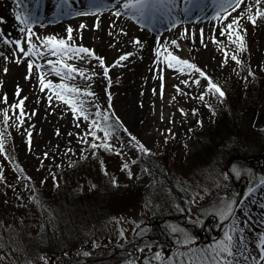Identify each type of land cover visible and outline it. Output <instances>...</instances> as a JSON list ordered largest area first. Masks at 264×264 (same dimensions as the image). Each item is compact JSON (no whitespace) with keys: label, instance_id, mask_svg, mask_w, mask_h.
Masks as SVG:
<instances>
[{"label":"rangeland","instance_id":"1","mask_svg":"<svg viewBox=\"0 0 264 264\" xmlns=\"http://www.w3.org/2000/svg\"><path fill=\"white\" fill-rule=\"evenodd\" d=\"M108 3L110 0H96L91 8L95 15H79V20L87 23L90 35L82 37L79 29H73V40L69 42L73 46L83 45L94 50L95 56L102 57L109 68L108 77H104L103 68L92 56L64 61L83 70L87 79L77 74L75 79L61 81L51 73L50 67L48 70V80L53 83H65L95 94L74 98L84 101L88 120L78 118L79 112L74 113L53 90L42 91L39 80L33 86L25 84V80L29 81L24 65L26 57L15 44L3 42L5 38L16 39L9 25L0 23V32L4 33L0 38V140L4 145L0 151V175L5 172L10 178L15 176L20 184L17 196L4 198L5 210L15 213L17 201L28 203L23 215L18 214L14 219L5 215L2 220L0 264H71L70 259L77 260L78 253L100 255V249L108 247L120 253L118 259L95 264H181L186 261L183 254L189 248H208L223 239L234 225L244 229L249 242H255L264 232V207H261L264 175H257L260 159L254 157L264 149V0L259 3L244 0L236 11L228 8L231 15L227 20L223 19L227 13L222 11L219 17L206 20V16L202 21L200 17L194 21L192 17L186 19L182 11L186 0H178L171 16L156 18L177 26L157 48L143 39L155 34L148 21L131 20L135 27L120 26L113 15L115 9H106ZM67 4L59 5L58 10L70 9ZM205 5H200L201 13L209 9L208 15L216 14L219 0L217 3L206 0ZM249 14L256 17L255 23L249 20ZM234 18L239 19V24H233L229 40L220 32ZM55 20L53 17L48 22H59ZM208 21L211 25L205 26ZM67 29L56 35L52 34L53 30L34 33L32 42L38 51L47 52L43 47L44 38L66 39ZM237 31L244 37L243 51L232 43ZM213 37L217 42H213ZM137 39L140 45L134 43ZM169 52L195 64L221 89L234 90L237 113L234 114L226 96L219 98L207 89V80L198 73L186 68L182 72L168 68L165 61L170 59ZM126 53H131L129 59L113 66ZM232 55H237L241 63H235ZM44 58L61 59L51 54ZM159 77L167 88L159 89ZM196 79L200 80L199 85L194 83ZM17 88L21 90L19 97ZM201 95H204L203 101L198 99ZM5 96L7 103L3 102ZM49 96L52 101L48 102ZM24 97V115L20 116V109L11 106ZM247 101L250 106L245 108ZM221 103L228 114L236 116L239 131L230 121L227 125L218 122L217 107ZM5 111L9 117L7 123ZM104 115H112L118 121L110 129L107 141L114 151L90 147L91 143L104 142V132L92 125L95 120L101 126ZM204 127L219 131L214 141L203 144L194 139L196 132ZM91 131H96L100 139L93 140L88 135ZM137 141L149 150L150 167L140 162L141 157H147L139 150ZM236 155L254 160H231ZM79 157L81 161L73 167L72 175L58 173ZM125 163L128 169L122 170ZM237 169L240 175H236ZM56 182L68 189L67 197L61 193L49 199L51 217L62 240L63 251L57 258L48 252L42 235L43 210L34 200L28 201L37 189L56 186ZM129 187L139 188V193L131 196L128 203L119 202ZM186 197L189 204L184 211L182 204ZM229 204L233 205L234 212L232 218L224 220L218 213ZM182 219L185 222L180 223ZM157 221L169 235L166 243L143 237ZM191 225L202 226L206 236H197ZM188 237L193 243L186 246L183 241ZM248 246L257 255L255 244ZM240 264L245 262L241 260Z\"/></svg>","mask_w":264,"mask_h":264},{"label":"snow or ice","instance_id":"2","mask_svg":"<svg viewBox=\"0 0 264 264\" xmlns=\"http://www.w3.org/2000/svg\"><path fill=\"white\" fill-rule=\"evenodd\" d=\"M17 7H23L24 11H17L14 13L15 20L20 25H29L30 19L33 18V13L29 10H27V5L23 4V0H15ZM37 3H39V0H36ZM194 0H186V3L192 4ZM214 3H217V0H213ZM60 3L67 4V0H60ZM117 3H120V0H117ZM244 3V0H219V7L216 12V17H219L221 12H226L227 15H224L223 19L227 20L228 16L231 15L230 12H228V8H231L232 11H236L240 5ZM257 3H259V0H257ZM59 7V4L57 5ZM178 6V0H125V2L122 4L121 10H116L113 15L116 17H121L122 15L130 13L129 18L133 20L138 21H155L157 16H171V13L174 9H176ZM198 6V5H197ZM189 8L182 9L183 12H188ZM248 12L251 13V8L248 9ZM77 15H95V13L92 12H82V13H76ZM215 18V17H214ZM249 20L252 23H255V16H252L249 14ZM233 24H239V19L234 18L232 22L226 24L224 28L221 30L220 35L227 36L229 40L232 39V29ZM176 24H173V27H175ZM85 25H80L79 28L83 29ZM21 33L25 34V40L23 43L27 44V50L22 46L21 40H10V39H4L3 42L5 44H15L16 47L19 49L21 53L27 58L31 57H37V58H44L47 54H51L53 57H60L61 59L58 60H52V59H46V64L50 67L51 73L60 77L61 81L65 80H71L75 79L76 75L78 74L82 78H88L85 77V74L83 70H78L74 68L72 65L65 63V60H72V59H83L85 56H92L95 59L98 60L100 66L103 68V75L104 77H108V71L109 68L104 65V60L102 57L95 56L94 50H91L89 48L84 47L83 45H75L73 46L71 43L73 40V29L69 27L67 29L68 36L66 39L63 38H56L53 36H49L44 38V44L43 47L47 49V52L44 51H38L37 45L32 42V30L31 27H21L20 29ZM187 30L185 31V35H187ZM4 37V33L0 32V38ZM201 42H203V30H201ZM213 42H217L215 40V37H213ZM134 43L136 45H140V40H135ZM174 45L176 44L175 41L172 42ZM232 43H236L239 46V49L241 51L244 50V37L243 35L239 34V31L236 33V39L232 40ZM178 47V45H177ZM131 53H126L124 55H121L116 63L113 66L120 65L121 61H126L129 59ZM160 53L157 52V56H159ZM168 57L170 59H166L165 63L168 68H171L173 70L177 71H184V69L190 70L191 73H198L200 77H203L207 80V89L209 91H213L214 94H218L219 98H223L225 96V92L221 89L219 85H217L215 82H213L210 78L206 76V74L195 64L190 63L186 59L179 58L178 56L174 55L173 53L169 52ZM225 61L227 62V53H225ZM231 59L237 63L240 64L241 61L238 59L237 55H232ZM17 63L20 61L17 60ZM28 69L31 73L32 69L34 67L41 68L43 65L35 64L32 59L28 60ZM5 72H7V69H4ZM251 75V73H249ZM39 83L41 86V90L43 91L45 88L51 89L54 92V95L58 98L63 100L65 104H69L73 110L74 113L79 112L78 118L82 117L83 120H88V115L86 114V110L84 109V101L79 100L76 101L74 98L76 96H93L94 93L86 90H81L74 86H69L65 83H53L51 80H45V75L43 72L39 73ZM183 83H187L186 81H183ZM195 84L199 85L200 80L196 79L194 81ZM20 89L17 88L16 95L19 97ZM179 91V89H178ZM68 97H71L68 98ZM26 97L21 98L17 104L12 105V108H19L20 109V116L24 115L23 111V104ZM52 97L49 96V100H51ZM201 101L204 100V95H201L198 97ZM110 100V96H109ZM3 102L7 103V97L5 96L3 98ZM110 106V105H109ZM182 111V110H181ZM97 115H101L100 113H97ZM9 117L7 114V111L4 112V122L7 123ZM103 120H108L109 117L107 115H104L102 117ZM118 122V121H117ZM20 123L22 124L23 121L21 120ZM92 125L94 128H96L97 131H103L104 137L101 144L91 143L90 147L93 149L96 148H103L105 151H114L111 144L108 143V138L111 136L110 126L108 128H102L97 121H92ZM79 126V125H78ZM29 135V145L31 144V133ZM88 135H91L93 140L100 139L96 135V131H91L88 133ZM133 140H135V137H132ZM87 142V141H84ZM139 150L144 153H148L149 150L143 145L140 144L139 141L136 142ZM3 141L0 140V151L3 150ZM119 155V153H116ZM47 155V154H45ZM102 163V162H101ZM128 164L125 163L122 166V170H127ZM106 174V173H105ZM129 178H131V172H128ZM236 175H240V171L236 170ZM3 180V176L0 175V181ZM264 184V181L261 182ZM113 185L115 186V180H113ZM250 190V193L251 194ZM261 207H264V205H261ZM234 209L233 205L229 204L227 205L226 210L220 211L218 214L224 219L228 220L232 218ZM193 243V240L191 237H188L184 239L183 244L189 245ZM249 243L255 244V251L257 255H253V249L250 248L248 245ZM187 257L186 261H182L181 264H240L241 260L247 264V262L251 261V264H264V232L260 233L258 235V239L255 242H249L246 240L244 236V229L239 227V225H234L228 232H225L223 239L216 241L213 245H210L208 248L204 249H194L189 248L186 253H184ZM156 257L159 259L160 254L157 253Z\"/></svg>","mask_w":264,"mask_h":264},{"label":"trees","instance_id":"3","mask_svg":"<svg viewBox=\"0 0 264 264\" xmlns=\"http://www.w3.org/2000/svg\"><path fill=\"white\" fill-rule=\"evenodd\" d=\"M225 88V87H224ZM222 89L225 92V96L226 99L230 102V107L231 109L234 111V114L237 113L238 110V105L235 102L234 99H236L235 97V92L234 90L230 89L229 87H226L225 89ZM251 99V98H249ZM221 107H217V120L218 122H223L226 125L229 124V121L231 122V124L233 125V128L237 129L239 131V123L237 122V118L236 116L232 115L231 112L230 114H228V111H226L225 106L223 105V103L220 104ZM250 106L249 102L247 101V104L245 106V108H248ZM221 110V112H220ZM219 111V112H218ZM252 114H254L253 110ZM109 119L108 120H103L101 119L102 123H101V127H105L108 128L110 126V129H113L112 127H115L117 124V121L114 119V117L112 115H108ZM257 134H261V131H257ZM215 135H219V131L218 130H212L211 128L208 127H204L203 129L199 130L198 132H196L194 139L196 141H200L203 144L206 143H210L212 141H214V139L216 138ZM190 142V141H189ZM246 155V154H245ZM145 156L147 157L146 159L141 157V163L143 166L145 167H150L149 163L147 162L149 158H152L151 156H149L148 153L145 154ZM254 157H256L259 162H257V175L261 176L264 175V149L262 150V152H260L257 155H254ZM240 160V159H246L248 160V162H252L254 160L253 157H245L242 158V155H236V156H232L231 160ZM250 160V161H249ZM81 161V158L79 157L78 159H75L70 165L65 166L61 171H59L58 173L62 176H65V174H69L72 175V169L73 167L79 162ZM239 163V161H238ZM240 164V163H239ZM253 166V165H250ZM7 170V169H6ZM254 172H256L254 170ZM11 175V173H9ZM12 178L8 177V175L4 172L3 173V180L0 181V227L2 224V220L4 219L5 215H8L11 219H14V217H17L18 214L23 215L25 208L27 207L28 203H25L24 200H20L16 202L15 205V213L13 212H9L5 210V203H4V198L7 196H17L18 191L16 190L18 188L19 190V182H17V179L15 178V176H12ZM246 176H243L242 178L245 179ZM247 178V177H246ZM56 186L52 185L51 187H48L46 189H48V191H46L45 187L43 188H39L36 190V192L34 193L33 197L28 200L29 202H35L39 208H41L43 210V217H42V235L44 237V240L46 242V248L48 250V252L55 258L59 257L62 254L63 249L60 247L61 245V234L60 231H58L57 225L55 226L54 224V220L52 219L51 215H53L50 211L51 210V205L49 204V199L52 197V195H56V194H60L62 193L63 197H67V190L66 187H64V184H59V182H56ZM66 185H69V183H65ZM244 184V183H243ZM57 188V190H56ZM240 188V187H239ZM71 190H73V188H71ZM136 192L139 193V188L137 190V188H132L129 187V189L127 190L126 193H124L120 199L117 198V200L119 199V202H123L126 201L127 203L130 201V197L131 196H135ZM112 195V194H110ZM109 196V195H108ZM109 202L112 201L111 199H108ZM184 203L182 204L183 210L186 211L189 201L188 198L186 197L183 201ZM124 204V203H123ZM124 206V205H122ZM183 211V212H184ZM182 212V213H183ZM21 218L23 216H20ZM182 218V217H181ZM179 220V219H178ZM211 221H214L211 220ZM210 221V222H211ZM19 224L22 225V220H18ZM185 222L183 219L180 221V223ZM220 222V221H219ZM206 224V223H205ZM214 224V223H213ZM219 225V223H216ZM191 228H193V232H195V234L197 236H206L205 233H203V228L202 226H196L195 225H191ZM210 227H212V224L210 223ZM168 229V228H166ZM168 233H166V231L162 228V225L160 224V221H157L155 223V226L152 227L150 226L146 232L145 235H143V237H149V238H155L158 239L157 242H163L166 243V239L168 238ZM142 237V238H143ZM101 254L100 255H91V254H79L78 253V258H76L77 260H75V258L70 259V263L71 264H95V263H100L104 261H112V260H117L118 259V251L115 249H110L109 247L106 249H100Z\"/></svg>","mask_w":264,"mask_h":264},{"label":"bare ground","instance_id":"4","mask_svg":"<svg viewBox=\"0 0 264 264\" xmlns=\"http://www.w3.org/2000/svg\"><path fill=\"white\" fill-rule=\"evenodd\" d=\"M53 2L55 4H53ZM96 2V0H70L68 2V6L70 9L67 10V7L63 11L58 10V4L63 5V3H60V0H39V3L36 2V0H23V4L27 5V10L31 11L34 15L33 18L30 19V24L29 25H20L14 17V13L17 11H24L23 7H17V4L15 0H0V23L6 22L9 25V28L11 31H13V35L16 40H21L22 41V46L27 50V45L26 43H23L25 40V34L20 32L21 27H31L32 33H45V32H50V31H55L52 34H63L65 29L71 27L72 29H79L80 34L82 37H88L90 34L87 31L88 29L86 28L85 22H81L79 20V15L76 13H82V12H91V8L93 7V3ZM125 2V0H120V3H117V0H110V5L108 3V8L106 9H115L116 10H121L122 9V4ZM206 0H194L192 4H184V8H189L190 10L185 13V18L189 19L191 18V21H194L195 19L203 20L207 16L206 20H210L212 17H216V14L211 13L212 15H208L209 9L205 11L204 13H201V9L199 8L200 5H205ZM198 5V6H197ZM65 7V5H64ZM78 11V12H75ZM130 13L122 15L121 17L118 18V22L120 26H131L135 27L133 24H131V20L129 18ZM210 16V17H209ZM57 18L59 21L58 23H49L48 21L51 20L52 18ZM61 18L58 19V18ZM55 20V21H57ZM205 26H209L208 24L211 25V21L206 22ZM85 25L83 29H80V25ZM147 24H151L154 28V35H149L148 37L144 36L143 39L149 41L148 43H153L155 45V48H157V45L159 42L162 40H168V36L170 33H173L174 30L177 29V26L173 27V24L165 23L164 21L161 20H155V21H148ZM133 25V26H132ZM150 25V26H151ZM119 26V28H120ZM201 27V24H200ZM137 29V28H136ZM138 30V29H137ZM136 30V31H137ZM140 33V30L137 31ZM32 59L35 64H40L43 65L41 68H36L34 67L31 71L29 72V69L27 68L28 66V60ZM47 58H37V57H31V58H24V65H26V72L29 74V81L25 80V84L27 86H33L36 84V82L39 80V73L43 72L45 75V80H48V77L50 76L49 73V66L46 64L45 60ZM53 60V59H52ZM161 75V74H160ZM159 89L161 88H167L166 84L164 81L159 77ZM158 94V93H157ZM52 101V100H48ZM47 105H45V108ZM44 108V109H45ZM254 197V194H253ZM252 198V194L251 197ZM244 222L246 220L243 219Z\"/></svg>","mask_w":264,"mask_h":264}]
</instances>
